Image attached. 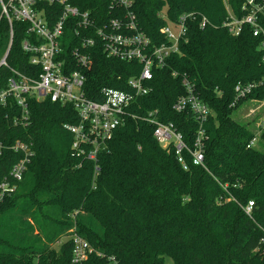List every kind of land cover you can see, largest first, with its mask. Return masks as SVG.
<instances>
[{"label": "trees", "instance_id": "1", "mask_svg": "<svg viewBox=\"0 0 264 264\" xmlns=\"http://www.w3.org/2000/svg\"><path fill=\"white\" fill-rule=\"evenodd\" d=\"M68 1L91 11L98 25L124 12L111 8L119 0ZM244 3L134 0L130 7L154 45L166 40L160 32L167 22L162 15L176 20L183 13L194 14L181 53L154 71L152 90L137 100L141 108L133 110L140 115L157 110L158 118L173 122L192 148L196 117L190 109H174L187 93V77L214 112L205 124L206 167L194 164L185 151V168L174 149L157 141L154 125L128 117L99 154L96 174L93 161L72 155L74 137L63 127L79 120L72 104L31 100L27 127L14 126L0 108V139L32 141L35 150L18 190L0 204V264H71L74 233L96 251L85 264H112L111 259L119 264H264V127L233 117L245 101L264 99V35L255 36L250 25L233 35L224 25L227 6L241 18ZM204 18L207 25L202 27ZM261 23L264 27V15ZM13 24L8 63L28 73L29 55L22 49L29 38L27 25ZM9 42V22L0 17V60ZM93 56L84 90L98 101L103 87L125 90L142 69L138 61L108 57L100 44ZM9 75L0 68V87ZM238 83L258 86L232 106ZM259 131L263 149L248 148ZM18 158L6 162L0 157V177ZM249 201L254 202L250 215L245 211Z\"/></svg>", "mask_w": 264, "mask_h": 264}, {"label": "built area", "instance_id": "2", "mask_svg": "<svg viewBox=\"0 0 264 264\" xmlns=\"http://www.w3.org/2000/svg\"><path fill=\"white\" fill-rule=\"evenodd\" d=\"M134 0L113 2L111 8L120 7L124 12L98 25V18L89 10H81L68 0H0L1 18L10 26V42L5 55L0 60V68L10 75L0 87V108L6 110L14 126L27 127L31 124L30 101H44L72 104L79 120L65 123L63 127L74 139L72 155L95 164L99 173V154L107 147L117 128L124 125L128 117L140 118L155 126L154 136L163 148L174 149L179 161L186 168L184 152L188 151L193 163L205 166V124L214 114L195 92L191 81L185 77L187 93L177 100L174 109L184 112L190 109L199 124L196 139L191 148L184 135L173 122L164 123L158 118V111L140 115L136 104L140 97L150 93L154 71L165 68L168 59L181 53V43L188 33V21L193 13H183L176 20L166 19L160 29L165 41L154 45L151 38L138 25L136 15L131 11ZM54 5H59L57 10ZM229 17L224 25L233 35H239L244 25H250L255 36L264 35L261 23L264 15V0H245L243 17L236 16L227 6ZM23 22L29 38L22 42V49L29 55V72L11 67L8 56L13 44V23ZM204 18L201 26L205 27ZM173 26V27H172ZM100 44L104 53L121 61H138L142 65L140 74L130 78L127 89L103 87L102 100L91 99L84 86L86 72L93 68V49ZM177 75V73H174ZM264 83V79L261 84ZM258 83H238L232 106L253 93ZM260 106L251 113L261 111L258 127H264V99L251 100ZM135 108V110H133ZM260 131L250 140L248 148H256ZM14 155L19 158L8 173L0 177V204L12 196L23 181L35 155L32 141L17 139L14 142L0 139V157L11 162ZM81 163H79V166ZM254 202L249 201L245 211L250 215ZM73 243L71 264H85L89 255L96 252L89 241L77 233L70 237ZM264 241V239H262ZM100 255V253H98ZM112 264H119L116 260Z\"/></svg>", "mask_w": 264, "mask_h": 264}, {"label": "rangeland", "instance_id": "3", "mask_svg": "<svg viewBox=\"0 0 264 264\" xmlns=\"http://www.w3.org/2000/svg\"><path fill=\"white\" fill-rule=\"evenodd\" d=\"M258 106L260 105L257 104V102L254 103L253 101H245L244 103H242L235 109L233 117H235L237 120L242 121L246 124H250L251 126L256 125L259 119L261 118L260 112H262V107L259 108V110L261 111L257 110L253 113H251V111L254 108H258ZM256 148L263 149V144L260 139L256 144ZM63 240H67V238L64 237ZM63 240L60 243L54 244V247L58 248L61 245V243H63ZM168 262L169 264H173L171 260H169Z\"/></svg>", "mask_w": 264, "mask_h": 264}]
</instances>
